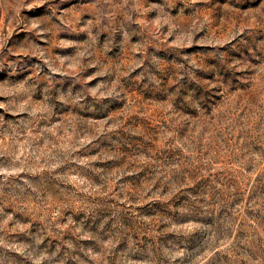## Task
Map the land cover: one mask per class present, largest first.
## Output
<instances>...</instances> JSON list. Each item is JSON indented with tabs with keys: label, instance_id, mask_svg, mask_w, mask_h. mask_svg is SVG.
<instances>
[{
	"label": "rangeland",
	"instance_id": "obj_1",
	"mask_svg": "<svg viewBox=\"0 0 264 264\" xmlns=\"http://www.w3.org/2000/svg\"><path fill=\"white\" fill-rule=\"evenodd\" d=\"M0 264H264V0H0Z\"/></svg>",
	"mask_w": 264,
	"mask_h": 264
}]
</instances>
